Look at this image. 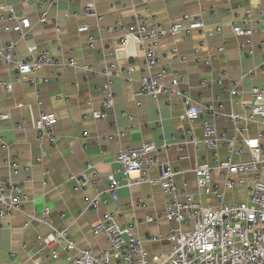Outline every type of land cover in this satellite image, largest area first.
Instances as JSON below:
<instances>
[{
    "label": "crops",
    "instance_id": "crops-1",
    "mask_svg": "<svg viewBox=\"0 0 264 264\" xmlns=\"http://www.w3.org/2000/svg\"><path fill=\"white\" fill-rule=\"evenodd\" d=\"M87 1L59 0L58 5L49 11L48 23L38 25V8L35 4H26L23 0H0V5L7 3L24 10L33 24L31 37L18 42L17 50L22 57L28 56L27 46L34 45L35 54L48 50L60 60H76L75 67L48 66L37 73L40 77L49 78V82L38 89L41 107L37 104L36 89L15 82L14 69L2 64L0 60V82H13L11 92L0 85V113L8 115L7 119H0V136L5 138L8 146L5 150L0 142V158H16L19 164L27 167L19 174H14L3 160L0 178L12 177L24 181L23 189L31 199L24 212L0 218V264H36L41 256L39 251L45 247L39 236H46L51 230L48 224L35 220V217L42 216L44 208L49 209L50 224L58 228L68 227L77 246L91 249L95 255L109 246L105 236L93 234V227L104 217L106 211L118 212L119 224L131 225L132 231L150 253L168 251L171 246L165 236L177 223L161 217L165 212L166 197L160 184L147 182L122 187L118 201L102 205L99 210L87 208L88 197L95 196L106 187L109 174L117 168L116 158L120 150L138 147L145 142L160 145L165 140H171L173 135L178 137L179 143L158 154L160 160L168 161L174 168L182 170L176 176L177 185L180 190L191 194L198 191L193 171L196 164L213 162L211 150L202 146L196 152L191 139L202 137L201 119L190 123L182 117L184 107L179 96L162 94L156 101L146 95L135 97L134 93L140 89L139 80L143 74V53L139 51L137 57L132 58H127L123 53L116 56V50L122 46L123 34L118 31L110 32L108 27L121 24L132 28L136 25L138 16H151L156 22L169 26L170 23L182 21L184 14L196 15L203 12L208 27L223 24V33L207 40H204L199 31L185 38L180 35L163 37L157 50L167 79L172 76L181 78L180 88L197 104L209 105L216 96L221 95L227 112L240 113H244L242 103L250 101L249 87L252 84L264 86V71L255 78L247 77L241 81L243 93L239 96L231 97L228 92L222 93L220 86L214 84L222 72L240 79L247 69L261 66L264 62V50L260 48V43L264 42V26L256 21V33L253 37L236 36L229 27L231 18L243 15L246 10H251L254 17L258 18L259 10H264V0H169L168 3L154 0L149 3V12L144 9L141 0H95L98 11L104 16L101 23L84 14ZM1 24L0 21V27ZM81 25H87L89 30L79 32L78 27ZM90 36L96 40L93 47L89 46ZM17 38L14 32H0V45ZM251 38L254 43L253 56L249 55V48H239V44L246 43ZM220 46H223V52H219ZM197 47H200L201 59L209 60L210 66L193 59V50ZM173 49H177L179 54L187 55L188 60H175ZM111 63L120 72L113 87L115 106L105 120H96L90 116L85 118V115L101 107L102 89L107 82L106 76L101 72ZM83 65L93 67L98 73L91 69L84 70ZM128 69L131 70V82L125 79L124 71ZM202 79L208 80L212 85L200 86ZM138 101L140 105L137 104ZM41 110L57 115L58 122L54 127L58 136L56 146L51 145L47 139L39 141L37 132L31 126L32 116L37 117ZM22 118L26 120L25 126L17 129L15 124ZM262 128L263 125L259 122L252 126L249 134L256 136ZM218 131H225L231 136L233 126L223 117L218 120ZM219 153L222 158L227 156L223 146ZM87 163L97 166L99 180L95 183L93 172L88 171L91 182L84 191H76L69 177L83 171ZM46 170L49 171L48 176L44 175ZM117 176L121 177L120 174ZM151 176L158 177V171H152ZM212 177L220 185L223 184L217 170L212 172ZM139 198L143 199V204L131 207V203ZM238 198H246L244 188L226 193L227 201H236ZM203 201L206 205L218 206L209 196H205ZM148 217L159 219L148 222ZM27 222L29 225L25 227ZM159 234L163 237L161 240L149 239V235ZM55 248L60 253L58 258L43 257L41 264L65 263L66 254L62 247L55 245Z\"/></svg>",
    "mask_w": 264,
    "mask_h": 264
},
{
    "label": "built area",
    "instance_id": "built-area-1",
    "mask_svg": "<svg viewBox=\"0 0 264 264\" xmlns=\"http://www.w3.org/2000/svg\"><path fill=\"white\" fill-rule=\"evenodd\" d=\"M26 4H35L38 8L36 24L48 23V15L51 8L56 7L59 0H23ZM154 0H141L145 10L149 12V3ZM169 2V0H164ZM260 16L254 17L251 10L241 16H234L229 22V27L236 36L247 35L253 37L256 33L254 23L256 21L264 26V10H259ZM84 14L101 23L104 16L98 11L95 0H88L84 6ZM66 17H70L66 15ZM212 19V16H209ZM0 32H14L17 40H10L0 45V60L2 64L12 67L15 71L14 81L22 85H29L36 89L37 104L42 105L38 89L49 82V78L40 77L37 73L44 67H58L66 65L75 67L76 60L69 58L67 61L53 56L48 50L35 54L36 47L28 45V56L22 57L17 50L19 41H26L32 35L33 24L24 10L15 8L11 4L0 5ZM183 22H187L184 25ZM182 21L170 23L169 26L156 22L150 17H136V25L127 28L121 24L108 27V31H118L123 34L122 46L116 50V56L125 54L127 58L137 57L138 52L143 53L144 65L142 76L139 80L140 89L135 97L150 96L154 101L160 95H176L182 99L184 113L183 118L190 123L201 119L202 137L193 138L196 152L201 147L211 150L212 164L198 163L194 168L197 178L198 191L194 194L186 190H180L176 176L182 173L180 168H174L170 162L159 158L160 151L169 150L173 144L179 143L178 137L173 135L171 140H165L157 145L154 142H145L138 147H130L120 150L117 154V168L109 174V182L103 190L93 197H88V209L99 210L102 205L111 201H118L119 190L122 187H131L136 184L152 183L160 184L162 193L166 197L164 217L169 221H175L176 227H171L165 236L170 244L168 251L150 253L142 240L132 231V226H121L118 222V212L106 211L93 227L94 236H105L109 244L102 253L95 255L91 249H83L77 246L70 235L69 228L55 227L48 219V208L43 209V214L35 220L50 226V232L46 236H39L40 242L45 247L39 251L40 258L36 264H41V259H56L60 255L55 245H60L66 254L64 264H264V86L252 84L248 93L250 101L242 103L244 113L227 112L221 95L215 97L214 102L203 106L194 102L191 96L180 88L181 78L172 76L167 79L166 72L161 68L162 58L158 53L160 40L167 35H180L188 37L195 31H199L204 40L220 35L224 31L223 24L208 27L203 12L196 15L184 14ZM89 30L87 25L78 27L79 32ZM93 36L89 37V46L96 42ZM254 43L252 38L246 43L239 44L240 49L249 48V55H254ZM264 50V42L260 43ZM220 46L219 52H223ZM175 60L186 62L187 55L179 54L173 49ZM200 47L193 50V59L197 62L211 65L209 60H202ZM264 58V55H263ZM84 70H92L91 66L83 65ZM264 71V62L261 66L247 69L240 79L232 78L227 72H222L216 78L215 83L220 86L221 92H228L231 97L243 93L241 81L247 77L255 78ZM125 79L132 81L131 70H125ZM106 76L107 82L102 89V101L99 110H93L84 117H93L96 120H105L111 109L115 106L113 87L115 80L120 76L116 65L111 63L101 72ZM7 91L13 90V82H0ZM212 84L202 79L200 86ZM140 105V101L137 102ZM227 118L233 126V134L230 136L225 131H218V120ZM8 115L0 113V119L5 120ZM58 122L54 112L41 110L37 117L32 116L31 126L37 132L39 141L47 139L51 145L56 146L58 136L54 127ZM260 122L263 128L256 136L249 133L253 125ZM26 120L22 118L15 124L17 129H23ZM2 148L7 150L5 138L0 136ZM224 147L227 156H220V148ZM4 163L14 174L27 169L18 163L16 158L3 159ZM0 158V165L3 161ZM158 171V177L151 176L152 171ZM217 170L223 179L220 185L212 177V172ZM88 171L94 174V182L97 183L100 173L97 166L87 163L83 171L72 174L69 179L76 191H84L91 182ZM120 174L121 177L117 175ZM45 176L49 171L44 172ZM31 181L30 179H28ZM46 184V180H44ZM24 181L15 180L12 177L0 178V218L11 216L15 212H24L26 205L31 202L29 195L23 189ZM244 188L246 198L244 200L227 201L226 193L232 190ZM205 196L218 204L206 205ZM143 204L139 198L131 203V207ZM82 214V212L80 213ZM63 216V215H62ZM159 218L148 217V222H156ZM29 223H25V227ZM163 237L149 235L152 241H159ZM50 249V251H47Z\"/></svg>",
    "mask_w": 264,
    "mask_h": 264
},
{
    "label": "rangeland",
    "instance_id": "rangeland-1",
    "mask_svg": "<svg viewBox=\"0 0 264 264\" xmlns=\"http://www.w3.org/2000/svg\"><path fill=\"white\" fill-rule=\"evenodd\" d=\"M236 200H242L241 198H238V199H236Z\"/></svg>",
    "mask_w": 264,
    "mask_h": 264
}]
</instances>
